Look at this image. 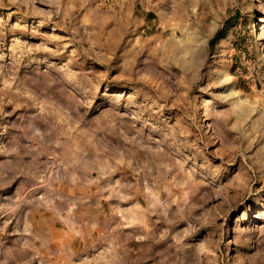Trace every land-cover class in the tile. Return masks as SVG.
Wrapping results in <instances>:
<instances>
[{"label":"rangeland","instance_id":"obj_1","mask_svg":"<svg viewBox=\"0 0 264 264\" xmlns=\"http://www.w3.org/2000/svg\"><path fill=\"white\" fill-rule=\"evenodd\" d=\"M263 26L264 0H0V264H264Z\"/></svg>","mask_w":264,"mask_h":264},{"label":"bare ground","instance_id":"obj_2","mask_svg":"<svg viewBox=\"0 0 264 264\" xmlns=\"http://www.w3.org/2000/svg\"><path fill=\"white\" fill-rule=\"evenodd\" d=\"M259 2H262V0H258ZM264 28V26L262 27ZM258 46H264V41L261 39V41L259 42ZM263 61H264V57H263ZM227 133V132H226Z\"/></svg>","mask_w":264,"mask_h":264},{"label":"trees","instance_id":"obj_3","mask_svg":"<svg viewBox=\"0 0 264 264\" xmlns=\"http://www.w3.org/2000/svg\"><path fill=\"white\" fill-rule=\"evenodd\" d=\"M219 33H220V32H219ZM219 33H218L217 37H220V36H219V35H220Z\"/></svg>","mask_w":264,"mask_h":264}]
</instances>
